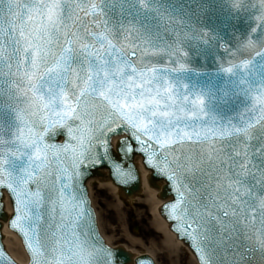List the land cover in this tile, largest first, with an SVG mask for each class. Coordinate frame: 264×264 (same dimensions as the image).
<instances>
[{"label": "snow or ice", "instance_id": "snow-or-ice-1", "mask_svg": "<svg viewBox=\"0 0 264 264\" xmlns=\"http://www.w3.org/2000/svg\"><path fill=\"white\" fill-rule=\"evenodd\" d=\"M14 2L8 0L9 12ZM61 104L38 117L65 124L64 142H49L30 126L10 137L0 130V188L13 198L10 223L22 234L31 264H128L130 257L100 236L83 181L107 165L119 183L138 182L134 165L126 167L135 152L170 186L173 198L162 210L198 254L197 264H264V171L254 192L238 178L247 176L246 166L235 175L225 171L229 157L205 135L196 134L197 149L192 134L170 120L158 123L115 102L111 109L88 100ZM0 264H15L2 247Z\"/></svg>", "mask_w": 264, "mask_h": 264}, {"label": "water", "instance_id": "water-1", "mask_svg": "<svg viewBox=\"0 0 264 264\" xmlns=\"http://www.w3.org/2000/svg\"><path fill=\"white\" fill-rule=\"evenodd\" d=\"M9 7L8 0L0 3V32L3 31L4 25L12 26V32L17 28L20 32L19 37H16L19 44H24V41L28 40L23 24L31 21L28 20L29 16L45 18L43 19L44 24L53 28V25L46 19L53 8L64 27V33L71 35L70 42L72 43L80 38L85 44H91L93 37L109 31L108 27L112 26L115 21V16L111 15L114 5L109 0H81L79 2L77 0H15L11 5V12H9ZM123 10V14L118 18L119 20L123 18L124 22L120 24L122 28L115 32L112 41L99 43V48L123 64L119 65L120 68L123 66L133 67L146 71L161 69L170 73H177L178 69H183L178 70V73H182L186 77L212 71L217 80L202 84L211 89L204 98L197 93L201 85L185 87L186 95L184 97H180L179 87L172 91L160 90V92L153 91L149 95H144L142 102H148L145 107L147 115L154 116L158 123L166 122L167 124L170 120L177 126L200 125L197 130H185L192 134L196 148H200L199 142L195 140L196 134L207 136L208 141L215 148L229 157V160L224 164L225 171H231L235 175L240 171L241 164L246 166L247 176L241 174L238 178L255 192L257 190L256 178L261 171H264V0H181L180 4L169 5L168 11L170 12L164 13L165 15L146 16L141 18L140 22L138 20L132 22L127 17L131 11L129 7L125 6ZM172 14H181L184 19L181 17L173 19ZM85 16L88 17L85 18ZM137 31L144 38L131 40ZM49 38L52 39L53 36L49 34ZM54 42L57 41L52 39V43ZM35 47L36 43L34 42L28 45V48L34 49ZM132 48L142 49L147 54V58L140 54H138V58L137 54L126 57L124 53L126 54ZM23 51L25 52V50ZM73 57V63L69 67L73 79L72 86L75 85L76 80L75 69L83 67V57H81L79 49L75 51ZM18 60L21 61L22 56ZM243 62L246 63V66ZM101 68H104V64L101 65ZM244 68H255L253 73L255 76L248 75ZM260 68L261 73H255ZM139 84L142 85V81ZM68 87L70 86L64 87L61 97L68 101H78L82 95L80 89L77 88L72 92ZM230 91L232 92L230 95H225ZM114 93L117 95L120 91L116 90ZM238 93L240 95L237 97ZM110 95L109 87H97L91 101ZM178 97L181 99H177ZM208 100L212 102V105ZM193 105L197 107V110L192 108ZM242 105L248 114L239 123L238 121L232 123L234 118L221 117V125H218L216 120L210 119L211 114H218L219 111H222L221 115H223L226 113L225 109L229 107L238 109ZM219 106L221 108L217 109ZM209 108L212 109V113L207 110ZM241 124L243 127L240 126ZM237 129L242 131L238 132ZM44 137L49 142H64L68 139L67 127L62 124L54 127L52 131L46 130ZM60 137L63 138L62 141L58 140ZM115 151L113 150L114 153ZM135 153L131 154V159L126 167L134 165L137 171L133 161ZM144 165L150 168L145 163ZM102 167L109 169V177L121 187L124 195L130 196L139 189L140 178L138 182H131L128 185L121 184L113 177L107 165L90 170L83 181L85 188L87 178L95 175L102 176V172L105 173L103 170L101 172ZM160 178L163 177L154 174L152 170L151 184L156 185L153 181ZM157 187L160 188V184ZM1 189L0 219H8L9 228L21 237L30 257L29 264H31L30 252L22 234L11 226L10 220L14 213L7 216L3 210ZM169 195L173 198L170 186L165 182L160 197L166 198ZM171 199L164 202L163 205ZM11 200L14 208L12 196ZM163 205L159 211L165 219L170 221L162 210ZM170 228L176 232L172 222ZM178 237L190 246L189 241L179 235ZM0 247L4 249L1 232ZM114 249H119L122 257H130L128 263L133 260L134 264H137L139 259H145L147 264H154L147 254H140L133 259L132 254L134 253L131 252V254L130 250L126 251L122 247ZM194 253L198 257L195 251ZM6 255L10 257L7 253ZM15 264L17 263L15 262Z\"/></svg>", "mask_w": 264, "mask_h": 264}, {"label": "bare ground", "instance_id": "bare-ground-1", "mask_svg": "<svg viewBox=\"0 0 264 264\" xmlns=\"http://www.w3.org/2000/svg\"><path fill=\"white\" fill-rule=\"evenodd\" d=\"M118 137L112 138L113 148L116 146V141ZM133 160L136 163V166L141 175V188L138 193L133 195L129 198L131 205L128 208L122 206L125 204L122 193L120 192L118 186H116L112 180L108 177V169L102 168L105 171L104 176L102 178L98 177H91L87 180V186L89 189L90 194L94 193L95 184L99 190L107 189V194L112 198V200H116V203L111 204L109 209L114 211V215L111 214V221L115 223L113 227V231L118 233L119 231L122 232L121 237L119 238H127L128 242L132 245L137 243H143V240L140 237L133 236L129 233L128 228L124 226L125 222V215H129V213H133V207H144L145 205H150L152 208L153 218L150 221L152 228L157 231V234L160 236L161 233L163 234L164 238L160 242H155L156 246H160L163 250H165L170 257L176 256V260H179L181 254L185 252L189 253L190 256V264H197V260L193 254V252L189 249V247L179 238H177L176 234L169 228L168 221L161 216L159 213V206H161L165 201L169 200L171 197L168 198H161L159 197V192L161 190L162 185L164 184L163 180L158 181L160 184V188L154 187L148 181V174L150 170L145 168L142 163V158L140 155L135 154ZM5 209L10 214L11 208L9 206L8 200L5 197ZM138 219H144V212H137ZM150 230V229H148ZM2 236L3 242L11 256L20 263H26L28 256L22 248L21 241L17 234L13 231L9 230L6 224L2 227ZM161 237V236H160ZM107 244L109 245H121L126 250H130V252L134 253L133 256H138L140 254H148L153 256L148 251H138L134 247L130 246L128 243H112L111 238L109 239L107 236L105 237ZM155 245V244H154ZM133 264V262L129 263Z\"/></svg>", "mask_w": 264, "mask_h": 264}, {"label": "rangeland", "instance_id": "rangeland-1", "mask_svg": "<svg viewBox=\"0 0 264 264\" xmlns=\"http://www.w3.org/2000/svg\"><path fill=\"white\" fill-rule=\"evenodd\" d=\"M96 186L97 185L95 184V192L89 194L97 215V223L102 235L105 237L107 236L109 239L111 238L112 243L118 244L126 242L138 251H148L153 255L157 264H190V256L188 252L181 254L179 260H176V256L170 257L169 254L160 246H156L155 242L162 241L164 236L161 233L160 237L157 234V231H155L150 224V221L153 218L152 208L150 205H145L144 207H133V213L125 215L124 226L128 228L131 235L140 237L143 240V243L132 245L128 242L127 238H119L121 237L122 232L119 231L116 233L112 230L115 223L111 221V214L114 215V211L109 209L111 204L116 203V200H112V198L107 194V189L99 190ZM123 200L125 204H122V206L128 208L131 205L129 199L123 198ZM137 212H144V219L142 221L138 219Z\"/></svg>", "mask_w": 264, "mask_h": 264}]
</instances>
